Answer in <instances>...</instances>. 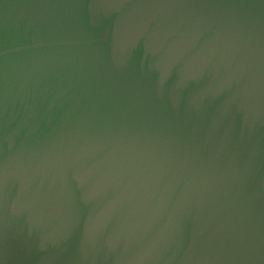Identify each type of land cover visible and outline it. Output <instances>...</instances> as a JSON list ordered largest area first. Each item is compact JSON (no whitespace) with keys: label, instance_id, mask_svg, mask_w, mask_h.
Here are the masks:
<instances>
[{"label":"water","instance_id":"obj_1","mask_svg":"<svg viewBox=\"0 0 264 264\" xmlns=\"http://www.w3.org/2000/svg\"><path fill=\"white\" fill-rule=\"evenodd\" d=\"M0 264H264V0H0Z\"/></svg>","mask_w":264,"mask_h":264}]
</instances>
